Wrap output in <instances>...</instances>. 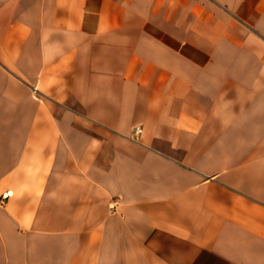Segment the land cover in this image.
<instances>
[{
  "label": "crops",
  "instance_id": "0c3cea01",
  "mask_svg": "<svg viewBox=\"0 0 264 264\" xmlns=\"http://www.w3.org/2000/svg\"><path fill=\"white\" fill-rule=\"evenodd\" d=\"M5 194L0 264H264V0H0Z\"/></svg>",
  "mask_w": 264,
  "mask_h": 264
},
{
  "label": "built area",
  "instance_id": "2783aa9c",
  "mask_svg": "<svg viewBox=\"0 0 264 264\" xmlns=\"http://www.w3.org/2000/svg\"><path fill=\"white\" fill-rule=\"evenodd\" d=\"M141 131L142 129L140 128V126H136L134 128V131H133V138L134 139H138V137L140 136L141 134ZM7 194L3 195L0 199V205L3 204V200L6 198Z\"/></svg>",
  "mask_w": 264,
  "mask_h": 264
}]
</instances>
